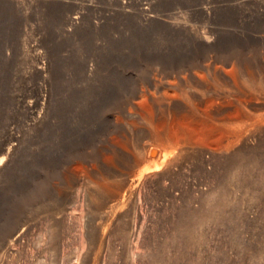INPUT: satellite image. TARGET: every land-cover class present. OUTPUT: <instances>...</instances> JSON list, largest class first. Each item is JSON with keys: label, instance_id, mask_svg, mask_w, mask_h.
Segmentation results:
<instances>
[{"label": "rangeland", "instance_id": "rangeland-1", "mask_svg": "<svg viewBox=\"0 0 264 264\" xmlns=\"http://www.w3.org/2000/svg\"><path fill=\"white\" fill-rule=\"evenodd\" d=\"M0 264H264V0H0Z\"/></svg>", "mask_w": 264, "mask_h": 264}, {"label": "bare ground", "instance_id": "bare-ground-1", "mask_svg": "<svg viewBox=\"0 0 264 264\" xmlns=\"http://www.w3.org/2000/svg\"><path fill=\"white\" fill-rule=\"evenodd\" d=\"M209 83V82H208ZM205 85V84H204ZM208 88V87H207ZM43 99L45 100V95L43 96ZM47 101V100H46ZM45 103V102H44ZM186 132V131H185ZM181 133V132H179ZM231 133V131L229 132ZM236 133V132H235ZM174 137V136H173ZM229 138V137H228ZM175 139V138H174ZM232 139V137H231ZM195 140V139H194ZM191 142V141H190ZM231 143V142H230ZM193 144V143H192ZM229 144V143H228ZM212 150V149H211ZM155 150L154 149H150L147 153V155H143L142 154H138L137 157L134 158V161H133V164L135 165L134 167L136 166H140L141 164H144L145 162L148 161V159L151 157V156H154L155 155ZM167 161V155L166 154H163L162 156L158 157L157 159H155L154 161H152V163L150 164H147L145 165L143 168L139 169L133 173L134 174V177H132L131 181L133 182V180H135L136 182L140 179V177L145 173V172H148V171H151V170H157L158 168H160L165 162ZM135 182V183H136ZM139 182V181H138ZM89 186V184H87ZM130 186H133V185H129Z\"/></svg>", "mask_w": 264, "mask_h": 264}]
</instances>
